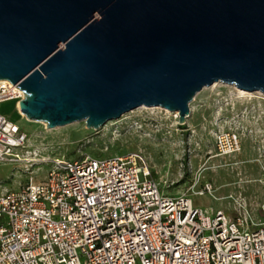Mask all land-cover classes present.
<instances>
[{
	"label": "water",
	"instance_id": "obj_1",
	"mask_svg": "<svg viewBox=\"0 0 264 264\" xmlns=\"http://www.w3.org/2000/svg\"><path fill=\"white\" fill-rule=\"evenodd\" d=\"M0 80L49 128L179 112L215 82L264 93V0H0Z\"/></svg>",
	"mask_w": 264,
	"mask_h": 264
},
{
	"label": "built area",
	"instance_id": "obj_2",
	"mask_svg": "<svg viewBox=\"0 0 264 264\" xmlns=\"http://www.w3.org/2000/svg\"><path fill=\"white\" fill-rule=\"evenodd\" d=\"M24 98L0 80V104ZM28 140L0 109V163L26 160ZM215 146L236 153L242 137L221 130ZM164 188L140 151L58 158L44 179L0 194V264H264V222H250L248 209L232 217Z\"/></svg>",
	"mask_w": 264,
	"mask_h": 264
},
{
	"label": "rangeland",
	"instance_id": "obj_3",
	"mask_svg": "<svg viewBox=\"0 0 264 264\" xmlns=\"http://www.w3.org/2000/svg\"><path fill=\"white\" fill-rule=\"evenodd\" d=\"M0 109L28 133L26 160L0 163V194L19 188L30 177L42 180L58 158L106 157L140 151L152 174L171 195L186 194L203 209L238 215L241 205L250 222H264V93L242 92L233 84L205 86L190 103L186 123L175 111L141 106L110 120L99 129L85 120L49 128L30 120L15 101ZM233 130L242 137L241 150L216 155L215 135ZM212 192L198 194L206 183Z\"/></svg>",
	"mask_w": 264,
	"mask_h": 264
},
{
	"label": "bare ground",
	"instance_id": "obj_4",
	"mask_svg": "<svg viewBox=\"0 0 264 264\" xmlns=\"http://www.w3.org/2000/svg\"><path fill=\"white\" fill-rule=\"evenodd\" d=\"M2 81H8V80H2ZM241 91L244 92V90H242V89H241ZM18 109L20 110V113L23 114V112L21 111L20 107ZM167 111H169V110L167 109ZM175 112H176V115L179 116V112L178 111H175Z\"/></svg>",
	"mask_w": 264,
	"mask_h": 264
}]
</instances>
